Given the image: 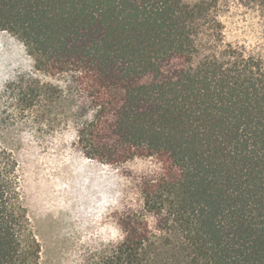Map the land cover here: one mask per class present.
Masks as SVG:
<instances>
[{
	"label": "trees",
	"instance_id": "1",
	"mask_svg": "<svg viewBox=\"0 0 264 264\" xmlns=\"http://www.w3.org/2000/svg\"><path fill=\"white\" fill-rule=\"evenodd\" d=\"M227 1L0 0L30 61L2 130L68 136L113 180L79 264H264V49L225 42ZM2 130L0 264H41Z\"/></svg>",
	"mask_w": 264,
	"mask_h": 264
},
{
	"label": "rangeland",
	"instance_id": "2",
	"mask_svg": "<svg viewBox=\"0 0 264 264\" xmlns=\"http://www.w3.org/2000/svg\"><path fill=\"white\" fill-rule=\"evenodd\" d=\"M222 11L225 42L262 52L264 23L259 14L240 0H228ZM29 66L21 44L0 33L1 130L9 114L4 85ZM1 136L17 149L14 154L20 165L24 203L41 245V264H79V253L85 244H91L95 235L104 231L105 226L99 224L106 216L113 180L76 153L68 136L42 141L15 129L9 133L2 130ZM147 166L140 160L126 168L135 172Z\"/></svg>",
	"mask_w": 264,
	"mask_h": 264
}]
</instances>
